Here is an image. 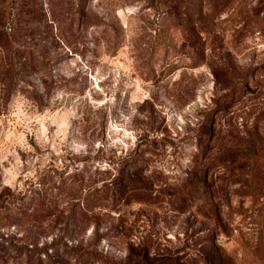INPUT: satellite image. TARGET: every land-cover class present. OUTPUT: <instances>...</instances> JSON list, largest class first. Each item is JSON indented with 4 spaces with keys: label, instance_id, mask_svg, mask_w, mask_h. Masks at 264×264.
I'll return each mask as SVG.
<instances>
[{
    "label": "rangeland",
    "instance_id": "rangeland-1",
    "mask_svg": "<svg viewBox=\"0 0 264 264\" xmlns=\"http://www.w3.org/2000/svg\"><path fill=\"white\" fill-rule=\"evenodd\" d=\"M0 264H264V0H0Z\"/></svg>",
    "mask_w": 264,
    "mask_h": 264
},
{
    "label": "trees",
    "instance_id": "trees-1",
    "mask_svg": "<svg viewBox=\"0 0 264 264\" xmlns=\"http://www.w3.org/2000/svg\"><path fill=\"white\" fill-rule=\"evenodd\" d=\"M139 259H140V260L142 259V260H144V261H145L144 257H143V258H142V257H139Z\"/></svg>",
    "mask_w": 264,
    "mask_h": 264
}]
</instances>
